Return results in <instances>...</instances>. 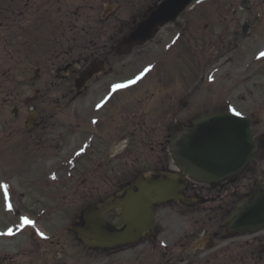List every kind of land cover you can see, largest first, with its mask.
<instances>
[{
	"label": "rangeland",
	"instance_id": "obj_1",
	"mask_svg": "<svg viewBox=\"0 0 264 264\" xmlns=\"http://www.w3.org/2000/svg\"><path fill=\"white\" fill-rule=\"evenodd\" d=\"M27 1L0 0V232H13L0 236V264H205L204 250L185 253L175 243L185 233L218 228L219 222L213 223L210 217H215L221 200L230 198L228 193L252 194L260 177L242 174L232 187L225 183L217 191L196 183L205 203L188 215L175 204L159 205L158 231L168 248L152 238L107 257L84 247L67 227L73 212L111 195L127 178L164 164L174 167L167 150L168 126L181 99L203 74L199 91L187 98L179 120L197 114V107L209 112L227 107L251 115L256 135L264 132V57L260 56L264 52V0H247L244 6L251 11L241 7L243 0H207L193 7L176 25L170 23L152 41L135 49L131 55L136 59L120 57L109 74L93 79L76 98L74 78L57 77L60 63L78 59L81 47L96 39L83 28L85 24L88 28V13L101 9L106 15L112 7L104 4L106 0H48L46 4L35 0L37 8L33 9L34 0L29 8ZM156 1L120 0L119 15L132 19ZM38 5L40 13H36ZM248 19L253 23L235 47L236 33L241 34ZM63 27L66 31L61 34ZM177 29L183 37L163 58L162 45ZM154 55L163 58H158L160 63ZM145 65L152 68L151 74L137 88L120 92L103 111L95 108L106 91L102 90L105 81L124 79ZM14 108H18L17 115ZM33 109L39 114L29 129L26 122ZM98 116L103 120L98 129L92 128L90 119ZM93 131L96 140L88 147L83 140ZM188 190L195 196L194 189ZM23 214L46 229V240L32 226L15 236ZM233 250L235 245L228 251ZM224 255L211 264H229ZM235 259L239 258L234 257L232 264H264V254L243 262Z\"/></svg>",
	"mask_w": 264,
	"mask_h": 264
},
{
	"label": "water",
	"instance_id": "obj_2",
	"mask_svg": "<svg viewBox=\"0 0 264 264\" xmlns=\"http://www.w3.org/2000/svg\"><path fill=\"white\" fill-rule=\"evenodd\" d=\"M190 1L165 0L140 21L124 41L133 43L150 38L159 26L175 19ZM90 74L84 78H89ZM84 80L80 79L78 86ZM251 127L248 117L230 112L203 115L194 120L190 128L174 126L171 152L184 173L140 174L124 193L77 211L71 228L86 245L104 248L134 242L152 233L155 203L177 200L186 204L190 201L183 195L188 175L201 181H220L239 172L253 158L256 142ZM111 208L119 209L121 226L110 223L104 216ZM227 226L234 232L255 231L264 226V186L252 199H244L239 204L227 219Z\"/></svg>",
	"mask_w": 264,
	"mask_h": 264
},
{
	"label": "flooded vegetation",
	"instance_id": "obj_3",
	"mask_svg": "<svg viewBox=\"0 0 264 264\" xmlns=\"http://www.w3.org/2000/svg\"><path fill=\"white\" fill-rule=\"evenodd\" d=\"M119 13L118 9H115L112 13L102 17L100 15V11H95L93 14L95 16V19L93 22H95V26L98 28V31H104L106 33V30L108 28L113 29L112 35H109L108 37L104 36V34L96 37L95 41L91 46H87L84 44L83 52L80 54V57L77 60H71L69 62H66V68L64 70V74L62 75V78L64 80L72 79L74 76L79 75L83 70H85L90 63L99 61L102 64H105L107 68L109 69L111 64H114L116 61L115 59L117 57H121L123 55H117L116 47L119 42V36L123 33H126L131 27V22L127 21L126 19H120V16L117 15ZM94 18V17H93ZM102 28V29H100ZM63 62H61L62 64ZM100 76L97 75V78ZM36 123V122H35ZM258 139L260 140V144L262 147L257 152V159L253 163V165L249 168V170H253L255 173L263 175L264 174V132H261ZM264 237V235H263ZM223 241V240H222ZM246 242H257L256 239L247 240ZM142 243V242H141ZM141 243L137 245H141ZM129 246L120 248L118 250H113L111 252H107V257H111L112 255H116L117 253H120L122 251H126L129 249L136 248L138 246ZM254 254V252H253ZM207 259L211 261L212 254L210 251L207 253ZM151 264H157V262H152Z\"/></svg>",
	"mask_w": 264,
	"mask_h": 264
},
{
	"label": "snow or ice",
	"instance_id": "obj_4",
	"mask_svg": "<svg viewBox=\"0 0 264 264\" xmlns=\"http://www.w3.org/2000/svg\"><path fill=\"white\" fill-rule=\"evenodd\" d=\"M260 56H261V57H264V52H261V53H260ZM147 71H150V68H149V69H145V72H147ZM141 75H143V73H142ZM138 79H139V78H138ZM130 83H134V81H132V82H130ZM124 87H127V85H124V84H116V85L113 86V89L116 90V89H121V88H124ZM100 106H101V105H98V107H100ZM233 111L235 112V109H233ZM235 114H236L237 116L240 115L239 112H235ZM3 188L5 189V191H7V189H8V185H7V184L3 185ZM11 207H12L11 204H9V205H8L9 210H11ZM21 219L24 221L25 224H27V225H31L32 227H35V222H34V221L28 219L27 217H22ZM11 231H12V230L9 229V233H11ZM40 235L43 236V233H40Z\"/></svg>",
	"mask_w": 264,
	"mask_h": 264
}]
</instances>
